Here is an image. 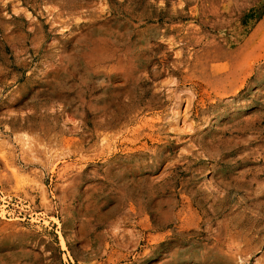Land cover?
I'll use <instances>...</instances> for the list:
<instances>
[{
	"label": "rangeland",
	"instance_id": "374dc122",
	"mask_svg": "<svg viewBox=\"0 0 264 264\" xmlns=\"http://www.w3.org/2000/svg\"><path fill=\"white\" fill-rule=\"evenodd\" d=\"M137 160L156 164L131 196ZM250 170L264 182V0H0V264H264V190L223 210L252 230L205 200Z\"/></svg>",
	"mask_w": 264,
	"mask_h": 264
},
{
	"label": "bare ground",
	"instance_id": "6f19581e",
	"mask_svg": "<svg viewBox=\"0 0 264 264\" xmlns=\"http://www.w3.org/2000/svg\"><path fill=\"white\" fill-rule=\"evenodd\" d=\"M57 7V6H56ZM79 14V13H78ZM66 16V15H65ZM62 18V17H61ZM74 32V31H73ZM72 32V33H73ZM239 34V33H238ZM240 39V38H239ZM241 41V40H239ZM235 45V44H234ZM158 88V87H157ZM191 97V96H190ZM191 99V98H190ZM188 100V99H187ZM182 101V100H181ZM228 102H231L230 100ZM140 105L137 103V99L131 94V92L128 94L127 96V100H125V110H132L130 113H125L126 116H129L135 112H138L139 109L141 107H139ZM178 111V110H177ZM189 112V111H188ZM186 116V115H185ZM177 117V116H176ZM220 115H216V118L215 120L211 121V119L207 118L204 120V123L202 124H199V128L200 130L199 131V134H207L209 132V130H206L208 129V127L211 125V124H215L219 119ZM245 126H248L247 124ZM231 127V126H229ZM228 126L226 127H223V131H222V134L220 132L221 135H218L220 136L221 139H219L220 141H223L222 143H224L226 140H224V136L226 131L227 130H230L231 131V134H233L235 131H236V125L233 126L232 128L233 129H230ZM192 129V128H190ZM222 129V128H221ZM205 130V131H204ZM201 134V135H202ZM219 134V133H218ZM152 136V135H150ZM149 136V137H150ZM215 137V136H214ZM139 138V137H138ZM209 138V137H208ZM212 138V137H211ZM136 139V138H135ZM202 139V138H201ZM205 139V138H204ZM203 139V140H204ZM137 140V139H136ZM134 140V141H136ZM151 140V139H150ZM161 140V139H160ZM208 140V139H207ZM201 141V140H200ZM133 142V141H132ZM149 142V141H148ZM211 142V141H210ZM218 142V140H217ZM152 143H156L157 145L159 144V141L156 140V138L152 137ZM202 143V141H201ZM200 143V144H201ZM207 143V142H206ZM220 143V142H219ZM221 143V144H222ZM146 143H144V145L142 146H139V147H127V151H126V154L129 155L130 157H133L135 154H139L142 158V155H144L145 153L148 152V149H150L148 146L145 145ZM149 144V143H148ZM214 144V142H213ZM226 144V143H225ZM230 144V143H229ZM229 144H227V146H229ZM240 144V143H239ZM199 145V144H197ZM196 145V146H197ZM211 145V143H210ZM238 144H235V145H232L230 146V148H234L236 149L238 146ZM247 145V144H246ZM195 146V147H196ZM200 146V145H199ZM203 147V146H202ZM211 148V147H210ZM209 148V150H210ZM212 148H214L212 146ZM228 149V148H226ZM199 150V149H198ZM224 150V149H223ZM222 150V151H223ZM230 150V149H228ZM249 150V149H248ZM219 151V149H218ZM208 152V151H206ZM210 152V151H209ZM208 152V153H209ZM226 152V151H225ZM205 153V152H204ZM215 153V151H214ZM221 153V152H220ZM231 153V152H230ZM241 153V152H240ZM211 154V153H210ZM232 154V153H231ZM230 154V155H231ZM248 152L247 150L245 149L244 153L241 155V157H238V159L242 160L244 159L246 161V159L248 158ZM204 155V154H203ZM216 155V154H215ZM218 155V154H217ZM239 155V154H238ZM222 156V155H221ZM233 157V156H232ZM215 158V156H214ZM220 158V157H219ZM138 159V158H136ZM143 159V158H142ZM145 159V158H144ZM143 159V160H144ZM228 159V158H227ZM234 159V158H233ZM226 160V159H224ZM230 161V160H229ZM244 161V162H245ZM225 162V161H224ZM227 162V161H226ZM242 162V161H241ZM143 162H137L136 163H128L127 166H126V169L125 171L128 172L129 174H131V178L130 176L128 175V180L125 182V185L127 184V188L129 190V195L132 196L135 195V192L138 190L137 188H139L138 186V177H137V174L140 173L141 169L142 168H147V169H154V165L156 164V162H150V163H143V164H146L144 166H142ZM225 164V163H224ZM227 164V163H226ZM151 167V168H150ZM251 169V168H250ZM176 170V169H175ZM247 171V170H246ZM253 174V175H252ZM242 176L239 177L237 176L236 178H233L232 180L230 181H227V182H223L222 183H215V179L213 177V175H210V178L207 182V195L205 197V200L208 201V199L212 200L213 202L211 203L210 205V208L212 210L211 214L212 215H216V214H219L222 218H221V223H223L225 225V227L230 230V231H236L237 229H239L240 227V221H245L244 222V228H249V230H252L253 228L255 229V226L256 225V221L252 219V217H248L247 215L241 213V212H224L223 210L227 209L228 207H232L234 206L237 207L239 205V203L241 202L240 199L237 197V199H235V202H234V205L232 204L231 206H229V203H228V198H229V194L231 192V190L236 189V190H243L245 191V193L247 194V197L248 196H251L254 194V190L256 189H262L264 190V182H262V180H260V176L262 175V173H258V172H252V170L248 171V172H243L241 174ZM217 180V179H216ZM221 180V179H220ZM223 180V179H222ZM226 180V179H224ZM232 192H235V191H232ZM259 192V191H258ZM257 192V193H258ZM261 192V191H260ZM194 193V192H193ZM256 193V192H255ZM186 194V193H185ZM234 195V194H233ZM183 198V194H179L177 193L176 194V197L175 198H172V199H164V200H161L164 204L166 203H169L170 205V208H168L170 210V212H172L174 214V216L178 219V221L180 222V226H177L179 228H181L183 230L184 228V221H182L183 219H181V210L179 211H176V209H178V205H179V202H180V199ZM230 199V198H229ZM205 201V203H206ZM133 202V201H131ZM192 204V203H191ZM188 205V204H187ZM135 206V205H134ZM132 203H130V208L131 210H135L136 207H134ZM184 206H186L185 204L183 205V208ZM209 208V207H208ZM167 209V211H168ZM232 209V208H231ZM183 210V209H182ZM166 211V212H167ZM227 211V210H226ZM129 212H131L129 210ZM137 212H139L137 210ZM210 212V211H209ZM133 213V212H131ZM134 214V213H133ZM247 216V217H246ZM200 217V216H199ZM203 217V216H202ZM176 221V222H178ZM206 221H210V218L208 217L206 219ZM188 226V225H187ZM186 227V226H185ZM187 229V228H185ZM177 230V229H175ZM178 232V231H176ZM146 233V232H145ZM151 236V235H150ZM150 238V237H149ZM158 239V238H157Z\"/></svg>",
	"mask_w": 264,
	"mask_h": 264
},
{
	"label": "built area",
	"instance_id": "2783aa9c",
	"mask_svg": "<svg viewBox=\"0 0 264 264\" xmlns=\"http://www.w3.org/2000/svg\"><path fill=\"white\" fill-rule=\"evenodd\" d=\"M66 255V253H64ZM69 259H71V257L69 256V254L67 253V256L65 257V261H67ZM72 261V260H71Z\"/></svg>",
	"mask_w": 264,
	"mask_h": 264
}]
</instances>
